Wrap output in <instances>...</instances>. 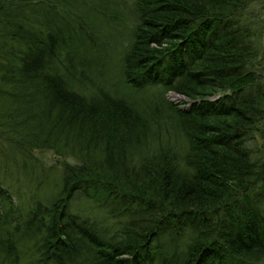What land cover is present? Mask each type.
I'll return each mask as SVG.
<instances>
[{"label":"trees","instance_id":"16d2710c","mask_svg":"<svg viewBox=\"0 0 264 264\" xmlns=\"http://www.w3.org/2000/svg\"><path fill=\"white\" fill-rule=\"evenodd\" d=\"M8 163L0 264H264V0H0Z\"/></svg>","mask_w":264,"mask_h":264},{"label":"rangeland","instance_id":"374dc122","mask_svg":"<svg viewBox=\"0 0 264 264\" xmlns=\"http://www.w3.org/2000/svg\"><path fill=\"white\" fill-rule=\"evenodd\" d=\"M123 1H125L127 4L130 3V0H123ZM96 22L102 23L103 21L101 19H98ZM104 29L105 28H102V30ZM173 96L174 97L176 96V97L172 99ZM167 98L173 101H184L186 99V97L181 94H178V95H175L174 93L168 94V92H167ZM40 155H41V160L44 165L45 164L53 165L55 169L60 164L58 158L52 152L44 151L43 153H40ZM7 166H8L7 172L1 170L0 175L2 176V178L5 179V183L8 185V187L9 188L11 187L10 190H12L13 193L16 188L20 189L21 191L26 192L28 188L31 189L34 187V185H32V182L30 180H27V178H25V176H23L21 172L16 171L17 167H13L12 164L10 163H8Z\"/></svg>","mask_w":264,"mask_h":264},{"label":"built area","instance_id":"2783aa9c","mask_svg":"<svg viewBox=\"0 0 264 264\" xmlns=\"http://www.w3.org/2000/svg\"><path fill=\"white\" fill-rule=\"evenodd\" d=\"M175 95H178V94H175ZM176 97V96H175ZM174 96H173V98H175Z\"/></svg>","mask_w":264,"mask_h":264}]
</instances>
